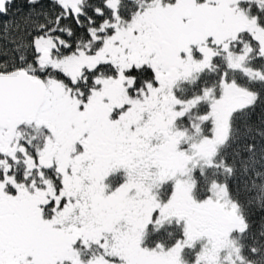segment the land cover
Returning a JSON list of instances; mask_svg holds the SVG:
<instances>
[{
  "label": "snow or ice",
  "instance_id": "6c2138e0",
  "mask_svg": "<svg viewBox=\"0 0 264 264\" xmlns=\"http://www.w3.org/2000/svg\"><path fill=\"white\" fill-rule=\"evenodd\" d=\"M26 2L0 0V264H264V0Z\"/></svg>",
  "mask_w": 264,
  "mask_h": 264
},
{
  "label": "trees",
  "instance_id": "16d2710c",
  "mask_svg": "<svg viewBox=\"0 0 264 264\" xmlns=\"http://www.w3.org/2000/svg\"><path fill=\"white\" fill-rule=\"evenodd\" d=\"M49 0H42V3L44 4H48ZM28 5L26 0H15V8L13 9V12H18L20 14H26L28 12ZM10 17L12 15V13L9 14ZM3 22V18H0V23ZM261 112H264V107H260L258 106L255 112V115L252 117L253 121L256 124H259V116L261 114ZM254 135V133H253ZM242 142H246V141H242ZM256 142L260 143V142H264L261 141L259 136H256ZM240 174L238 173V176ZM238 181L236 179H233L231 181L232 187L235 190L236 186H237ZM249 194L242 192L241 193V198L242 199H246L248 197ZM249 218L250 221L253 223L254 227L258 226L261 221H264V210H262L260 208V206L258 204H253L250 209H249Z\"/></svg>",
  "mask_w": 264,
  "mask_h": 264
}]
</instances>
